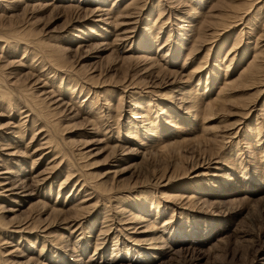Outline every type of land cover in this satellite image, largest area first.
I'll list each match as a JSON object with an SVG mask.
<instances>
[{
  "label": "rangeland",
  "instance_id": "374dc122",
  "mask_svg": "<svg viewBox=\"0 0 264 264\" xmlns=\"http://www.w3.org/2000/svg\"><path fill=\"white\" fill-rule=\"evenodd\" d=\"M19 1L0 0V37L24 34L18 52L0 42V172L44 181L27 199L0 175V264H113L124 245L139 250L121 264H264V0ZM180 86L199 94V117L177 100ZM47 91L64 106L41 103ZM142 121L153 133L132 139L128 125ZM152 237L161 255L149 258Z\"/></svg>",
  "mask_w": 264,
  "mask_h": 264
},
{
  "label": "bare ground",
  "instance_id": "6f19581e",
  "mask_svg": "<svg viewBox=\"0 0 264 264\" xmlns=\"http://www.w3.org/2000/svg\"><path fill=\"white\" fill-rule=\"evenodd\" d=\"M7 1H9V0H7ZM257 0H255V2H256ZM18 2H20L19 0H10V3L13 5V3H18ZM5 3V2H4ZM10 5V4H9ZM23 5V4H22ZM53 5V4H52ZM70 7V6H69ZM74 7V6H73ZM77 7V6H76ZM15 9V8H14ZM35 9V7L32 9V11ZM41 10H42V8H41ZM164 11V10H163ZM74 12V11H73ZM94 14H92L91 16L92 17H94V18H97V21L96 20H93V22L95 21V22H97V23H104L105 21H106V19L104 18V16L106 15L104 12H102L99 8H97V9H95L94 10V12H93ZM164 13V12H163ZM139 14V13H138ZM141 14V13H140ZM245 15H247V14H245ZM114 16V15H113ZM132 15H129L128 17H124V20L125 21H123V23L121 24V26H123V28L124 29H122V31H121V29H120V31H121V36L124 38V39H129V38H132L133 37V35H134V30H133V25H134V23H133V21H131V20H135L134 19V16H132ZM90 17V16H89ZM145 17V16H144ZM136 18V17H135ZM242 18V17H241ZM199 21V20H198ZM257 21V20H256ZM136 24V23H135ZM195 24H196V18L193 16V17H191L190 16V18H189V21H188V24H187V27H189L190 28V30L195 26ZM164 25H165V23H164ZM3 26V25H2ZM119 26V25H118ZM131 26V27H130ZM163 26V25H162ZM232 26V25H231ZM230 26V27H231ZM196 27V26H195ZM195 27H194V29H195ZM198 27V26H197ZM119 28V27H118ZM186 28V27H185ZM10 29V28H9ZM135 29V28H134ZM184 30H186V29H184ZM193 30V29H192ZM228 30V29H227ZM188 31H189V29H188ZM196 31H197V29H196ZM242 31V30H241ZM5 32V31H4ZM192 32H194V31H191V33L190 34H192ZM239 33H240V31H239ZM7 34V33H6ZM242 34V33H241ZM241 36V35H240ZM24 37V34L22 33H19V34H17V33H15L14 35H12L11 37H10V35L9 36H6V37H0V42H4V43H6L9 47H10V49H12L11 50V52H13V53H15V52H18V49L16 48L17 46H18V44H20V43H22V41H23V38ZM33 37V36H32ZM118 37V36H117ZM122 38V39H123ZM57 39V38H56ZM35 40V39H34ZM166 40V39H165ZM240 40V39H239ZM242 41V40H241ZM241 41L239 42H235L236 44H238V43H240L241 44ZM149 42V41H148ZM40 43V42H39ZM258 43V42H257ZM30 44V43H29ZM172 44V43H171ZM235 44V45H236ZM240 44H239V46H240ZM105 45V44H104ZM104 45H101V46H104ZM115 45V44H114ZM182 45V44H181ZM47 46L48 45H44L43 46V48H44V50H47ZM166 46V45H165ZM165 46H164V48H165ZM184 46V44L182 45V47ZM238 45H236V47H237ZM238 46V47H239ZM257 46V44L255 45V47ZM82 47V46H81ZM108 47H111V46H109L108 45ZM185 47V46H184ZM237 47V48H238ZM255 47L253 48V50L255 49ZM258 47V46H257ZM256 47V49H258ZM16 48V49H15ZM27 48V47H26ZM96 48V47H95ZM161 48V47H160ZM159 48V49H160ZM100 49H102V48H100ZM106 49H109V48H107V46L105 45V47H103V50H106ZM8 50V49H7ZM97 50V49H96ZM232 50V49H231ZM131 52V51H130ZM174 52H176V51H174ZM255 52V51H254ZM260 52V51H259ZM161 53V52H160ZM164 53V52H163ZM167 53V52H166ZM27 54V53H26ZM257 54V53H256ZM28 55V54H27ZM119 56V55H118ZM163 56V55H162ZM165 56V55H164ZM166 56H167V54H166ZM178 56V55H177ZM260 56V55H259ZM25 57V56H24ZM146 57V56H145ZM254 59L255 58H257L256 56H255V54H254ZM260 58V57H259ZM34 59H35V57H34ZM33 59V60H34ZM62 59V58H61ZM118 60V59H117ZM161 60H163L162 58H161ZM21 61V60H20ZM224 61V60H223ZM255 61V60H254ZM58 62L59 63H63V62H61V60H58ZM253 62V61H252ZM21 63V62H20ZM17 64V63H16ZM153 64V63H152ZM155 65V64H154ZM158 65V64H157ZM215 65V64H214ZM254 65H256V63L254 64ZM252 66L251 67V69H253V68H255V66ZM220 66V65H219ZM24 68V67H23ZM219 69V67L218 66H216V70H218ZM69 71V70H68ZM153 71V70H152ZM214 71V70H213ZM258 71V70H257ZM259 71H261V69L259 68ZM146 72V71H145ZM151 72V71H150ZM152 73V72H151ZM175 73V72H174ZM262 73V72H261ZM264 74V73H263ZM173 75V74H172ZM243 75V74H242ZM259 75V78H260V72H255V71H251L250 70V81H252V83H251V86L253 85V86H255L256 85V83L259 81V79H258V76ZM169 76V75H168ZM41 77V76H40ZM31 78V77H30ZM33 79H35V77L33 76L32 77ZM38 78V77H37ZM50 78V77H49ZM51 78L53 79V80H60V78H61V75L60 74H58V73H54L53 75H51ZM62 78H64V77H62ZM69 78V77H68ZM96 78V77H95ZM40 79V78H39ZM65 79H67V78H65ZM208 79H209V77H208ZM210 80V79H209ZM181 81V80H180ZM249 81V80H248ZM262 81V80H261ZM133 82V81H132ZM169 82H171V84H174L175 83V81L174 80H172V79H169V81L166 83V84H168ZM181 82H185V81H181ZM260 82V81H259ZM258 82V83H259ZM33 83H35V85H40L41 87H39V89L41 90L42 88H44V86H45V84H43V81L41 82L40 80H35ZM44 83H45V81H44ZM47 83V82H46ZM103 83V82H102ZM261 83V82H260ZM162 84V83H161ZM165 84V83H164ZM187 84V83H186ZM48 85V84H47ZM130 85V84H129ZM58 86V85H57ZM158 86V85H157ZM184 86V85H183ZM186 86V85H185ZM198 86V85H197ZM37 87V86H36ZM49 87V86H48ZM181 87V86H180ZM160 88V87H159ZM178 88V87H177ZM187 88V87H186ZM189 88V87H188ZM33 89V88H32ZM180 89V88H179ZM83 90V89H82ZM38 91V90H37ZM43 91H45V90H43ZM123 91V90H122ZM150 91V90H149ZM152 91V90H151ZM173 91H175V90H173ZM180 92H179V94H178V101L180 100L182 103H180L181 105H184V107H185V109L187 110V112L186 113H188V114H192L193 115V117H195V118H197V117H199L200 115H201V109L200 108H202V107H200V105L199 104H201L202 105V103H199V101L197 100L198 99V97H196V93L194 94V93H192V91L190 90V91H188L187 89H185V87H181V89L179 90ZM194 91H196V90H194ZM200 91H203V90H201V89H199L198 90V92L200 93ZM220 91V90H219ZM224 91H225V89H224ZM39 92V91H38ZM41 92V91H40ZM40 92H39V94H40ZM55 92V91H54ZM56 92H58V91H56ZM61 92V91H60ZM111 92V90L110 89H105L104 90V96L105 95H108V94H111L110 93ZM147 92V91H146ZM197 92V91H196ZM226 92V91H225ZM264 91L263 90H260L259 91V94L261 93H263ZM141 93V92H140ZM152 93V92H151ZM153 93H154V91H153ZM156 93H159V92H156ZM202 93V92H201ZM227 93V92H226ZM41 94H43V95H45L46 97H45V99L43 98V101L41 102V103H45L46 101H47V103H48V105L49 104H51V105H54V108H55V106H56V109H60V108H62L61 106H64V103H62V104H60L59 102V100L58 99H54L53 97H52V95L50 94V92H42ZM150 94V93H149ZM203 94H205V93H203ZM36 95H37V92H36ZM35 95V96H36ZM136 95V94H135ZM138 95V94H137ZM155 95V94H154ZM199 95V94H198ZM197 95V96H198ZM220 95H221V93H220ZM228 95V94H227ZM5 96V95H4ZM39 96V95H38ZM60 96V95H59ZM65 96V95H64ZM110 96V95H109ZM160 96V95H159ZM1 97H3V96H1ZM219 97H221V96H219ZM35 98H37V97H35ZM41 98V97H40ZM64 98V97H63ZM140 98V97H139ZM60 99V98H59ZM107 99V98H106ZM112 99V98H111ZM175 99V98H174ZM217 99V98H216ZM220 101H221V99L220 98H218ZM105 100V99H104ZM199 100H200V98H199ZM211 100V99H210ZM224 100V99H223ZM216 101H218V100H216ZM216 101H214V102H216ZM5 102V101H4ZM64 102V101H63ZM109 102V101H108ZM174 102V101H173ZM9 103V102H8ZM46 103V104H47ZM113 103V102H112ZM176 103V102H175ZM225 103H227L226 102V100H225ZM209 104V103H208ZM217 104V103H216ZM110 105V104H109ZM209 105H211V103L209 104ZM66 106V105H65ZM211 106H213V109H214V107L216 106H214V105H211ZM211 106H209V108H212ZM109 107H111V106H109ZM141 107V106H140ZM139 106H138V108H140ZM207 107H208V105H207ZM246 107V106H245ZM249 107V106H248ZM113 108V107H112ZM136 108V107H135ZM144 108V107H143ZM148 108V107H147ZM39 109V108H38ZM109 109V108H108ZM203 109V108H202ZM51 110V109H50ZM140 110V109H139ZM203 110H205V109H203ZM207 110V109H206ZM250 110V109H249ZM61 111V110H60ZM208 111L210 112V111H212L211 109L210 110H207V113H208ZM52 112H53V110H52ZM63 112V111H62ZM184 112V111H183ZM204 112V111H203ZM206 112V111H205ZM212 112H214V111H212ZM209 113V118H205V116H204V118H205V121L207 120L208 121V119H212V117L214 116V114H215V112L214 113ZM49 113V112H48ZM137 113V112H136ZM50 114V113H49ZM54 114V113H53ZM77 114V113H76ZM76 114L75 115H73L74 116V118H75V116H76ZM206 114V113H205ZM212 114H213V116H212ZM249 114V113H248ZM248 114H245L246 116H248ZM101 116H99V117H102L103 115L102 114H100ZM150 115V114H149ZM216 115V114H215ZM72 116V117H73ZM170 116V115H169ZM244 116V115H243ZM139 117H140V115H139ZM71 118V117H70ZM72 119V118H71ZM27 120V119H26ZM188 120H190L189 118H188ZM195 120V119H194ZM214 120V119H213ZM139 121H141V120H139ZM152 121V120H151ZM158 121V120H157ZM192 121V120H191ZM34 122H36V121H34ZM211 122V121H210ZM130 123V122H129ZM134 123V122H133ZM12 124V123H11ZM36 124V123H35ZM152 124V123H151ZM163 124V123H162ZM167 125V124H166ZM129 126V130H131L132 132H130L131 133V136H132V139H134V137L135 136H138V135H135V134H138V132H139V130H140V128L141 129H143L144 130V134L145 135H148V134H150V133H153L152 131H153V128H152V126L147 122V121H142V123H141V125H138V124H130V125H128ZM127 126V127H128ZM162 126V125H161ZM173 126V125H172ZM14 127V126H13ZM160 129V128H159ZM141 132H143L142 130H140ZM157 131V130H156ZM40 133V132H39ZM156 133V132H155ZM259 133H261V130L259 131ZM12 134V133H11ZM226 134V133H225ZM255 134V133H254ZM257 134V133H256ZM135 135V136H134ZM151 135V134H150ZM161 136V135H160ZM15 137V136H14ZM149 137H151V136H149ZM157 137V136H156ZM48 138V137H47ZM50 138V137H49ZM230 138V137H229ZM151 139V138H150ZM155 139V138H154ZM226 139V138H225ZM47 140V139H46ZM145 140V139H144ZM223 140V139H222ZM141 141V140H140ZM142 142V141H141ZM261 142H262V140H261ZM16 143V142H15ZM154 143V142H153ZM47 145V144H46ZM142 145H143V143H142ZM150 145V144H149ZM45 146V145H44ZM127 146V145H126ZM3 147V146H2ZM128 147V146H127ZM142 147V146H141ZM3 148H7V147H3ZM51 148V147H50ZM55 148V147H54ZM9 149V148H8ZM12 149V148H11ZM14 149H16V148H14ZM48 150V149H47ZM51 150V149H50ZM125 150H129L130 152H132L131 150H132V148L131 149H128V148H126ZM35 152V151H34ZM39 152V151H38ZM133 152H135V151H133ZM11 153V152H10ZM15 153V152H14ZM83 153V152H82ZM87 153H89V151L87 152ZM86 153V154H87ZM124 153V152H123ZM84 154V153H83ZM11 155V154H10ZM17 155V154H16ZM124 155V154H123ZM122 155V156H123ZM8 156V155H7ZM13 156V153H12V155H11V157ZM63 156V155H62ZM42 158V157H41ZM13 159V158H12ZM28 159V158H27ZM40 159V158H39ZM23 161V160H22ZM22 161H19V162H21L22 163ZM24 161H26V160H24ZM17 163L18 165H17V167H21L22 165H20V163ZM24 163V165H26V162H23ZM58 164V163H57ZM29 165V164H28ZM51 166V165H50ZM49 166V167H50ZM4 168V167H3ZM14 168V167H13ZM22 168V167H21ZM28 168V167H27ZM51 168V167H50ZM54 168L56 169V167L54 166ZM196 168H197V166H196ZM25 169L26 168H23L22 169V171L23 172H25ZM194 170V169H193ZM217 170H218V168H217ZM13 171H15V170H13ZM13 171H5V172H0V175L1 176H3V180L4 181H6L4 184H3V186H4V190L6 191V192H8V193H10V195H12V196H21V197H23V198H27V199H31V197L33 196L34 197V192H35V190L37 189L35 186H38V184L41 182V181H44L42 178V174L41 175H38V176H34L33 174H30L29 176H27V177H25V178H23V179H18V178H16L15 177V172L13 173ZM21 171V170H20ZM53 171V170H52ZM77 171V170H76ZM61 173V172H60ZM16 174H18V173H16ZM38 174V173H37ZM52 174V173H51ZM80 175V174H79ZM205 175V174H204ZM17 176V175H16ZM51 176V175H50ZM45 177V176H44ZM46 178H47V176H46ZM59 178V177H58ZM45 179V178H44ZM78 179V178H77ZM65 182V181H64ZM41 184V183H40ZM45 186V185H44ZM35 188V189H34ZM41 188V187H40ZM86 188V187H85ZM182 189V188H181ZM37 192V191H36ZM35 192V193H36ZM163 193V192H162ZM72 196V195H71ZM87 196V195H86ZM60 197V196H59ZM74 197V196H73ZM123 197V196H122ZM176 198V197H175ZM174 198V199H175ZM187 198V197H186ZM88 199V198H87ZM122 199V198H121ZM123 199H125V198H123ZM177 199V198H176ZM181 199H182V197H181ZM190 199V198H189ZM192 199V198H191ZM190 199V200H191ZM142 200H143V198H142ZM179 200V199H178ZM184 200V199H183ZM28 201V200H27ZM65 201V200H64ZM125 201V200H124ZM124 201H123V203H124ZM135 201V200H134ZM14 202V201H13ZM84 202V201H83ZM82 202V203H83ZM156 202V201H155ZM181 202H183V204H184V201H181ZM185 202H187V203H190V202H188V200L187 201H185ZM194 202V201H193ZM192 202V203H193ZM140 203V202H139ZM186 203V204H187ZM80 204V203H79ZM182 204V205H183ZM196 204V203H195ZM138 205V204H137ZM142 205V204H141ZM46 206V205H45ZM80 206H82V205H80ZM80 206H78V207H80ZM184 206V205H183ZM190 205H188L187 207L185 206V208H188ZM194 206V205H193ZM204 206H205V204H204ZM207 206V205H206ZM49 207V206H48ZM47 207V208H48ZM64 207V206H63ZM75 207V206H74ZM143 207V205L141 206V208ZM200 207V206H199ZM201 207H202V205H201ZM89 208V207H88ZM87 208V209H88ZM106 208V207H105ZM139 209H140V207H138ZM144 208V207H143ZM142 208V210H144ZM155 208V207H154ZM154 208L151 210V211H149V213H147V214H150V216H154L153 215V213L155 212V210H154ZM157 208V207H156ZM191 208V207H190ZM44 209V208H43ZM51 209V208H50ZM76 209V208H75ZM79 210H81L80 208H78ZM83 209H84V207H83ZM193 209V208H192ZM195 209V208H194ZM47 210V209H46ZM49 210V209H48ZM52 210V209H51ZM51 210H49V211H47V212H50ZM54 210V209H53ZM60 210V209H59ZM58 210V211H59ZM136 210V209H135ZM154 210V211H153ZM166 210V209H165ZM199 210H201L200 208H199ZM203 210V209H202ZM55 211H56V209H55ZM55 211L54 212H52V214L53 213H55ZM57 211V212H58ZM190 211H192V210H190ZM12 212V211H11ZM57 212H56V214L55 215H57ZM63 212H66V211H64L63 210ZM69 212H70V210H69ZM73 212V211H72ZM77 212V211H76ZM128 212H131V211H128ZM147 212V211H146ZM201 212V211H200ZM203 212H206V211H203ZM81 213V212H80ZM86 213V212H85ZM85 213H83V215L85 214ZM161 213H163V212H161V211H156V217H159L158 215H160ZM51 214V215H52ZM64 214H66V213H64ZM72 214V213H71ZM87 214V213H86ZM48 216H47V218L45 219L46 221H49V222H47L48 223V225H51L52 223H53V220H51V218L53 217H51V215L49 216V214H47ZM76 215V214H75ZM138 215V214H137ZM66 216H68V215H65V217ZM73 217V215H70V217ZM78 216V215H77ZM131 216V215H130ZM172 216V215H171ZM46 217V216H45ZM69 217V216H68ZM143 217V216H142ZM155 217V218H156ZM161 217V216H160ZM163 217V216H162ZM74 218V217H73ZM84 218V217H83ZM82 218V219H83ZM134 218V217H133ZM141 218V217H140ZM170 218H172V217H170ZM194 218V217H193ZM61 219H64V218H61ZM143 219V218H142ZM148 219V218H147ZM161 219V218H160ZM188 219V218H187ZM192 219V218H191ZM66 220H67V218H66ZM133 220V219H132ZM64 221V220H63ZM79 221H80V219H79ZM121 221V220H120ZM125 221V223H126V220H124ZM163 221V220H162ZM169 221L170 220H167V222L169 223ZM62 222V221H61ZM76 222V221H75ZM81 222V221H80ZM186 222V221H185ZM194 222V221H193ZM55 223V222H54ZM64 223H65V221H64ZM70 223V222H69ZM148 224H149V222H147ZM153 223V222H152ZM76 224V223H75ZM119 224H121L120 222H119ZM119 224H117V225H119ZM123 224H124V222H123ZM137 224V223H136ZM146 224V223H145ZM144 224V225H145ZM147 224V225H148ZM155 224H157L156 222H155ZM164 224H165V222H164ZM176 224V223H175ZM182 224V223H181ZM42 225V224H41ZM65 225V224H64ZM71 225H74L73 223L71 224ZM130 225H132V224H130ZM150 225V224H149ZM167 225V224H166ZM184 225V224H183ZM39 226V225H38ZM61 226V225H60ZM124 226V225H123ZM153 226H154V223H153ZM152 226V227H153ZM175 226V225H174ZM182 226V225H181ZM30 227V226H29ZM28 227V228H29ZM36 227V226H35ZM34 227V228H35ZM49 227V226H48ZM62 227V226H61ZM118 227V226H117ZM159 227V226H158ZM161 227V226H160ZM23 228V227H22ZM26 228V227H25ZM24 228V229H25ZM76 228H78L77 226H76ZM121 228V227H120ZM123 228V227H122ZM124 228H126V227H124ZM123 228V229H124ZM130 228V227H129ZM134 228V227H133ZM132 228V229H133ZM141 228H142V226H141ZM154 228V227H153ZM41 229V228H40ZM69 229V228H68ZM119 229V228H118ZM127 230H128V228H126ZM131 229V228H130ZM129 229V232L131 231ZM140 229V228H139ZM152 229V228H151ZM19 230V229H18ZM28 230V229H27ZM38 230V229H37ZM49 230V229H48ZM71 230V229H70ZM69 230V231H70ZM120 230V229H119ZM144 230V229H143ZM157 230V229H156ZM164 230V229H163ZM21 231V230H20ZM34 231V230H33ZM41 231V230H40ZM74 231V230H73ZM136 231V230H135ZM139 231V230H138ZM141 231V230H140ZM158 231V230H157ZM166 231V230H165ZM75 232V231H74ZM117 232H120V231H117ZM121 232H122V230H121ZM120 232V233H121ZM146 232H147V230H146ZM163 232V231H162ZM19 233V232H18ZM72 233V232H71ZM124 233V232H123ZM126 233H127V231H126ZM133 233V232H132ZM178 233H179V231H178ZM184 233V232H183ZM50 233H48V235H49ZM112 234V233H111ZM137 234V233H136ZM142 234V233H141ZM173 234V233H172ZM171 234V235H172ZM63 234H61V236H62ZM152 235V234H151ZM175 235V234H174ZM184 235V234H183ZM196 235V234H195ZM44 236V235H43ZM125 236V235H124ZM160 236H161V234H160ZM159 236V237H160ZM163 236V235H162ZM161 236V237H162ZM186 236V235H185ZM49 237V236H48ZM60 237V236H59ZM132 237V236H131ZM160 237V238H161ZM45 238V237H44ZM51 238V237H50ZM134 238V237H133ZM137 238V237H136ZM153 238V237H152ZM164 238V237H163ZM129 239V238H128ZM142 238H140L139 240H141ZM180 239V238H179ZM182 239V238H181ZM197 239H198V237H197ZM51 240V239H50ZM54 240V239H53ZM63 240V239H62ZM149 239L147 238V241H148ZM158 240L159 239H155V238H153L150 242L148 241V242H146V240H145V242H143V244L144 245H146V247H147V249H145L146 251H149V252H146V254L149 256V258H150V256L151 255H153V256H155V257H157L156 255H158V254H160V249H159V247H158V245H157V243H158ZM160 240H163V239H160ZM184 240V239H183ZM190 240V239H189ZM165 241V240H164ZM163 241V242H164ZM167 241V240H166ZM165 241V242H166ZM191 241V240H190ZM118 242V241H117ZM173 242V241H172ZM184 242V241H183ZM63 243V242H62ZM140 243V242H139ZM168 243V242H167ZM117 244V243H116ZM134 244H137V241L134 243ZM142 244V245H143ZM172 244V243H171ZM177 244V243H176ZM196 244V243H195ZM167 246V245H166ZM170 246V245H169ZM168 246V247H169ZM66 247H68V246H66ZM165 248V247H164ZM170 248V247H169ZM168 248V249H169ZM107 249V248H106ZM105 249V251L101 254V255H108L109 254V257L110 256H112V253L111 252H109L108 250H106ZM156 249H159L158 251L156 250ZM166 249V248H165ZM65 250V249H64ZM68 250H69V248H68ZM72 250H74V249H72ZM103 250V249H102ZM110 250V249H109ZM135 250H136V248L135 247H130V246H122L120 249H119V252H118V258H120V259H117V258H113L112 260H113V264H121L122 263V261H123V258H125V259H127L126 257H128L129 256V252L130 253H132L133 251L135 252ZM137 250H139V249H137ZM136 250V251H137ZM171 250V249H170ZM169 250V251H170ZM67 251V250H66ZM129 251V252H128ZM162 251H163V249H162ZM171 251H173V250H171ZM96 254V253H95ZM94 254V255H95ZM146 254H143V257L146 255ZM164 254L166 255L167 254V252L165 253L164 252ZM63 255V254H62ZM65 255V254H64ZM63 255V256H64ZM93 255V256H94ZM97 255V254H96ZM99 255V254H98ZM161 255V254H160ZM72 256V255H71ZM114 256V255H113ZM134 256V255H133ZM73 257V256H72ZM76 257V256H75ZM80 257V256H79ZM106 257V256H105ZM108 257V256H107ZM139 257V256H138ZM155 257H151L152 259H155ZM52 258V257H51ZM65 258V257H64ZM102 258V257H101ZM104 258V257H103ZM145 258V257H144ZM92 258H90V260H91ZM135 259V258H134ZM157 259V258H156ZM54 260V259H53ZM78 260V259H77ZM96 260V258H94L93 260H92V262L93 261H95ZM128 260H129V258H128ZM128 260H125V261H128ZM142 260V259H141ZM36 261V260H35ZM102 261V260H101ZM132 261L133 262H131V263H136L137 261H139V260H133L132 259ZM144 261V260H143ZM79 262H80V259H79ZM88 262H90L89 260H88ZM140 262V261H139ZM152 262V261H151ZM64 263V262H63ZM143 263V262H142ZM141 263V264H142ZM146 263V262H145ZM22 264V263H21ZM24 264V263H23ZM25 264H33V263H31L30 262V260L26 263L25 262ZM38 264V263H37ZM91 264V263H90Z\"/></svg>",
  "mask_w": 264,
  "mask_h": 264
}]
</instances>
